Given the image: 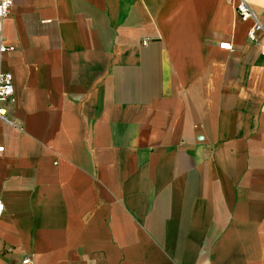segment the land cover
<instances>
[{"label": "crops", "instance_id": "obj_1", "mask_svg": "<svg viewBox=\"0 0 264 264\" xmlns=\"http://www.w3.org/2000/svg\"><path fill=\"white\" fill-rule=\"evenodd\" d=\"M252 24L235 0H13L0 264H264Z\"/></svg>", "mask_w": 264, "mask_h": 264}, {"label": "built area", "instance_id": "obj_2", "mask_svg": "<svg viewBox=\"0 0 264 264\" xmlns=\"http://www.w3.org/2000/svg\"><path fill=\"white\" fill-rule=\"evenodd\" d=\"M13 0H0V64L5 54L13 52L16 47L5 41L3 36V21L11 14ZM235 8L237 14L242 20L252 19L253 24L247 32V38L254 43H258L261 47V54L264 55V25H262L250 7L248 0H235ZM221 49H230V43L224 41L219 43ZM14 93L13 77L9 71L0 69V118L6 122L12 123L7 117V109L5 103L9 101ZM3 151V146H0V152ZM3 208V203L0 201V214ZM23 264H31L29 258L22 261Z\"/></svg>", "mask_w": 264, "mask_h": 264}]
</instances>
